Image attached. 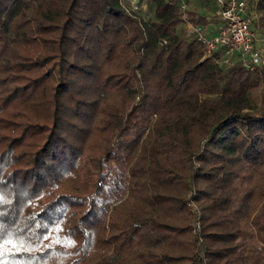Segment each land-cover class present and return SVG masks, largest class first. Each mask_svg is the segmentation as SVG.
Instances as JSON below:
<instances>
[{"label":"trees","instance_id":"16d2710c","mask_svg":"<svg viewBox=\"0 0 264 264\" xmlns=\"http://www.w3.org/2000/svg\"><path fill=\"white\" fill-rule=\"evenodd\" d=\"M146 1L0 0V264H264V71Z\"/></svg>","mask_w":264,"mask_h":264},{"label":"built area","instance_id":"2783aa9c","mask_svg":"<svg viewBox=\"0 0 264 264\" xmlns=\"http://www.w3.org/2000/svg\"><path fill=\"white\" fill-rule=\"evenodd\" d=\"M216 4L215 16L218 23L215 32L208 35L205 27L190 20L189 9L192 0H180L183 20L189 32L203 45L206 57H213L217 50H222L218 61L228 62L239 54L244 64L251 70L260 68L264 71V36L254 21L258 18L256 0H213ZM134 11L140 6L130 0Z\"/></svg>","mask_w":264,"mask_h":264},{"label":"rangeland","instance_id":"374dc122","mask_svg":"<svg viewBox=\"0 0 264 264\" xmlns=\"http://www.w3.org/2000/svg\"><path fill=\"white\" fill-rule=\"evenodd\" d=\"M134 1L140 6V9L138 10V13L145 14L146 16H153L154 9L151 8V7H148V4H147L146 0H134ZM192 6H194V7L196 6L198 8H205V9L206 8L207 9L211 8L210 5H208L206 0H192ZM214 22H216V21H214Z\"/></svg>","mask_w":264,"mask_h":264}]
</instances>
